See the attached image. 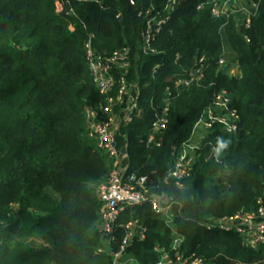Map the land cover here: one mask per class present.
I'll use <instances>...</instances> for the list:
<instances>
[{
    "label": "trees",
    "instance_id": "16d2710c",
    "mask_svg": "<svg viewBox=\"0 0 264 264\" xmlns=\"http://www.w3.org/2000/svg\"><path fill=\"white\" fill-rule=\"evenodd\" d=\"M167 1L0 0V264H112L110 252L130 221L146 229L126 250L138 264H155L154 247L169 250L173 229L183 237L178 251L195 253L202 264H264V244L248 247L235 232L205 228L214 219L255 210L264 198V0L249 29L212 17L209 0H177L152 40L153 52L144 53L145 11L162 10ZM88 34L105 55L128 48L126 79L141 94L123 132L127 171L147 199L125 208L111 242L98 230L95 188L112 160L88 137L84 119L85 107L101 119L109 116L86 65ZM202 55L211 64L201 81L177 88L175 80L188 77ZM219 58L224 65H217ZM230 62L237 76L228 74ZM113 73L117 79L119 71ZM167 88L173 94L168 122L148 141ZM220 89L239 114V128L204 129L180 188L168 172ZM154 196L172 203L170 225L153 212ZM34 237L44 245L28 241Z\"/></svg>",
    "mask_w": 264,
    "mask_h": 264
},
{
    "label": "built area",
    "instance_id": "2783aa9c",
    "mask_svg": "<svg viewBox=\"0 0 264 264\" xmlns=\"http://www.w3.org/2000/svg\"><path fill=\"white\" fill-rule=\"evenodd\" d=\"M177 0H168L162 10L151 6L145 11V27L141 32V50L144 53L153 52L152 40L161 26L168 21L170 13L174 9ZM210 14L214 18L224 19L227 23L233 19L236 24L246 29L250 28L251 19L258 9V0H209L207 1ZM203 7L199 4L197 9ZM167 12L162 16L163 12ZM248 40L247 36L244 35ZM93 35L88 34L83 43L84 55L87 68L93 83L99 94L104 97L102 113L109 115L101 119L99 113L91 107L84 108V119L88 126L87 135L93 139L97 147L107 154L112 160L111 168L105 180L95 188V195L100 203L98 230L107 242L114 240L117 220L127 207H133L146 201L147 196L134 174L128 173V156L126 144L119 148L116 133L121 127H125L132 119V114L137 108L140 98V90L136 83H128L129 50L122 47L109 55L101 53L94 48L92 43ZM186 78H178L174 85L177 88H187L192 84H198L203 78L204 72L209 68L210 60L202 55L196 62ZM225 64L223 58H219L217 65ZM157 66H154V70ZM119 71L116 79L114 71ZM196 71L195 74H192ZM116 87L115 94L112 93ZM173 99L172 90L166 89L163 108L160 114L156 115L151 126L148 141L153 139L154 134L163 130L168 122L169 106ZM119 105V113L114 114V107ZM218 124L227 133H234L239 128V114L235 108L230 107V98L223 89L213 94L211 104L203 110L193 126V133L198 129L211 128ZM194 136V135H193ZM195 146L185 144L168 176L175 180L178 187L183 186V180L190 175L194 164L193 149ZM154 213L162 215L168 225L173 221L172 203H169L164 196H154L150 199ZM209 231H232L237 233L242 243L248 247H257L264 244V198L256 202L255 210H239L234 214L214 219L211 224H206ZM145 227L137 221H130L124 225V234L118 244L117 250L111 251L112 264H138L133 256L128 255L127 248L134 239L142 240L145 236ZM182 235L172 230V242L169 250L156 245L154 250L159 253V259L155 264H202V259L195 253L185 255L178 251L182 242ZM170 250L174 254H170ZM102 251V249H99Z\"/></svg>",
    "mask_w": 264,
    "mask_h": 264
},
{
    "label": "rangeland",
    "instance_id": "374dc122",
    "mask_svg": "<svg viewBox=\"0 0 264 264\" xmlns=\"http://www.w3.org/2000/svg\"><path fill=\"white\" fill-rule=\"evenodd\" d=\"M56 4H57L58 11H59L61 9V6H60V4L58 2ZM227 72H228L229 75L237 76L239 74L237 64L235 62H230L229 65H228V68H227ZM203 132H204V130L203 131H198L196 133V137H194V139L191 142L192 146H196L198 144V142H199V138L198 137L201 136L203 134ZM28 241L33 243V245H35V246L44 245V242H42L40 239L35 238V237L34 238H29Z\"/></svg>",
    "mask_w": 264,
    "mask_h": 264
},
{
    "label": "crops",
    "instance_id": "0c3cea01",
    "mask_svg": "<svg viewBox=\"0 0 264 264\" xmlns=\"http://www.w3.org/2000/svg\"><path fill=\"white\" fill-rule=\"evenodd\" d=\"M204 129H198V131H203ZM197 131V132H198ZM196 132V133H197ZM116 136H117V143L119 145V148H123L124 146V143L126 144V141H125V138H124V132H123V127L120 126V128L118 129L117 133H116ZM195 136V135H194ZM200 138V136L198 137ZM126 147V146H125Z\"/></svg>",
    "mask_w": 264,
    "mask_h": 264
},
{
    "label": "water",
    "instance_id": "95a60500",
    "mask_svg": "<svg viewBox=\"0 0 264 264\" xmlns=\"http://www.w3.org/2000/svg\"><path fill=\"white\" fill-rule=\"evenodd\" d=\"M196 73V71H193V73L192 74H195ZM141 182H142V180H141Z\"/></svg>",
    "mask_w": 264,
    "mask_h": 264
},
{
    "label": "clouds",
    "instance_id": "9594fccd",
    "mask_svg": "<svg viewBox=\"0 0 264 264\" xmlns=\"http://www.w3.org/2000/svg\"><path fill=\"white\" fill-rule=\"evenodd\" d=\"M223 146V145H222Z\"/></svg>",
    "mask_w": 264,
    "mask_h": 264
}]
</instances>
